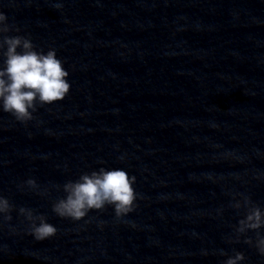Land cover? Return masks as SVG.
I'll return each instance as SVG.
<instances>
[{"label":"clouds","instance_id":"9594fccd","mask_svg":"<svg viewBox=\"0 0 264 264\" xmlns=\"http://www.w3.org/2000/svg\"><path fill=\"white\" fill-rule=\"evenodd\" d=\"M7 16L0 11V54L3 66L0 67V110L11 114L17 121L26 123L32 120L37 106L53 104L63 100L70 91L69 72L64 62L57 58L56 50L46 53L37 51L31 39L25 36L5 35L13 30L7 23ZM19 31V29H15ZM6 46V51H3ZM19 49V51H18ZM135 176L119 168L111 170L101 167L98 171L84 173L75 181L63 185L65 196L58 199L52 211L61 218L74 221L83 219L90 210H102L106 205L114 208L117 218L134 211L137 193L133 187ZM26 185L36 189L34 179H28ZM230 204V207L245 209V215L234 227L235 241L249 231L256 232L255 242L248 237L244 243L253 245L264 256V235L259 230L264 228V210L254 204L249 196ZM14 205L0 195V218L11 220ZM19 214L29 222V232L37 241H44L57 234V228L48 222L43 214H36L33 209L20 207ZM221 255H226L223 251ZM245 256L235 252L224 264H239Z\"/></svg>","mask_w":264,"mask_h":264}]
</instances>
